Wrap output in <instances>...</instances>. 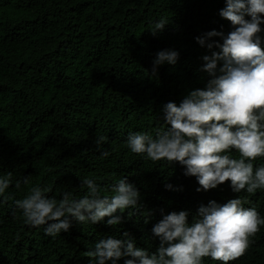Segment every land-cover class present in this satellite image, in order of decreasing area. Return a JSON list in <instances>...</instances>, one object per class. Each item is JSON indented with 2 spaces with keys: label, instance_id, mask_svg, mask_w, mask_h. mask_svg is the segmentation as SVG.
<instances>
[{
  "label": "trees",
  "instance_id": "1",
  "mask_svg": "<svg viewBox=\"0 0 264 264\" xmlns=\"http://www.w3.org/2000/svg\"><path fill=\"white\" fill-rule=\"evenodd\" d=\"M224 0H0V174L12 181L0 202V264H90L85 253L99 239L122 238L155 251L152 232L162 214L181 196L202 195L217 203L239 195L245 207L264 215V190L234 193L230 182L197 191L194 176H185L178 162L150 161L126 146L129 132L164 124L162 106L177 105L188 91L203 88L207 43L196 37L211 30L227 33L231 24L220 17ZM165 17L162 31L153 35L151 22ZM264 50V24L261 25ZM178 52L175 65L152 61L159 50ZM97 135L110 155L100 156ZM235 155V153H234ZM264 163L257 158L254 166ZM125 176L140 193L138 208L125 210L117 226L72 221L56 239L43 226L23 223L13 200L33 185L45 195L62 191L82 195L81 178H94L110 194L115 180ZM29 178L17 189L15 181ZM171 184L172 189L165 185ZM123 264V258L118 261ZM204 264H220L204 258ZM228 264H264V225L250 237L245 253Z\"/></svg>",
  "mask_w": 264,
  "mask_h": 264
},
{
  "label": "clouds",
  "instance_id": "2",
  "mask_svg": "<svg viewBox=\"0 0 264 264\" xmlns=\"http://www.w3.org/2000/svg\"><path fill=\"white\" fill-rule=\"evenodd\" d=\"M220 17L231 24V30H211L196 37L205 45L212 37L219 41L207 43L215 47L211 55H204L202 71L209 79L203 88L187 92L179 105L169 101L162 106V118L167 127L159 126L153 133L129 132L127 148L150 161L178 162L185 176H194L197 191L215 189L230 182L234 193L254 194L264 190V163L254 166L257 158H264V50L261 48V25L264 24V0H224ZM168 19L159 17L148 30L153 35L162 31ZM178 52L159 50L152 61V74L159 66L175 65ZM107 137L97 135L100 156L110 155L102 145ZM235 153V155H234ZM12 172L0 174V202L8 199L6 190ZM82 195L62 191L60 198L45 195L47 188L33 185L13 204L21 211L23 223L43 226L45 236L56 239L67 232L72 221L96 223L108 217L106 224L117 226L127 209L131 215L138 208L140 193L135 185L120 176L102 195V186L94 178H81ZM27 185L29 178L16 180L15 187ZM172 189L171 184L165 185ZM172 210L152 226V234L159 239L155 251L135 246L128 235L122 238L107 236L99 239L85 253L90 264H204V258L228 264L242 256L259 227L264 215L255 207H245L239 195L225 203L195 196L176 199Z\"/></svg>",
  "mask_w": 264,
  "mask_h": 264
}]
</instances>
